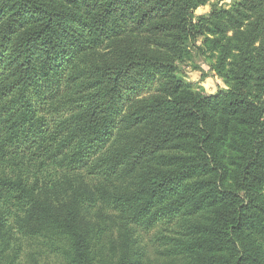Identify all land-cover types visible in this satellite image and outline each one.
<instances>
[{"label": "trees", "instance_id": "obj_1", "mask_svg": "<svg viewBox=\"0 0 264 264\" xmlns=\"http://www.w3.org/2000/svg\"><path fill=\"white\" fill-rule=\"evenodd\" d=\"M212 1L0 0V264H264V0Z\"/></svg>", "mask_w": 264, "mask_h": 264}, {"label": "rangeland", "instance_id": "obj_2", "mask_svg": "<svg viewBox=\"0 0 264 264\" xmlns=\"http://www.w3.org/2000/svg\"><path fill=\"white\" fill-rule=\"evenodd\" d=\"M234 0H213L206 6L200 7L197 15L207 14L213 5L227 7ZM179 74L187 81L191 82L193 86L206 93L216 92L220 87L224 86L222 78L215 76L210 69V62L203 54L194 50L193 58L186 60V62L179 63ZM33 264V263H31ZM35 264H56L54 259L41 258Z\"/></svg>", "mask_w": 264, "mask_h": 264}]
</instances>
